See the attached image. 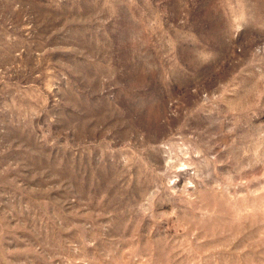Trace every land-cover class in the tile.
Returning <instances> with one entry per match:
<instances>
[{"label": "rangeland", "instance_id": "374dc122", "mask_svg": "<svg viewBox=\"0 0 264 264\" xmlns=\"http://www.w3.org/2000/svg\"><path fill=\"white\" fill-rule=\"evenodd\" d=\"M0 264H264V0H0Z\"/></svg>", "mask_w": 264, "mask_h": 264}]
</instances>
